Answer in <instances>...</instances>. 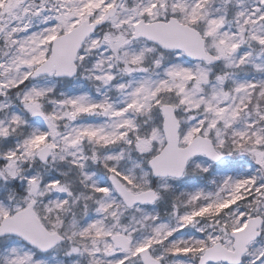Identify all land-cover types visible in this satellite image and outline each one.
Instances as JSON below:
<instances>
[{
	"label": "snow or ice",
	"instance_id": "obj_1",
	"mask_svg": "<svg viewBox=\"0 0 264 264\" xmlns=\"http://www.w3.org/2000/svg\"><path fill=\"white\" fill-rule=\"evenodd\" d=\"M0 264H264V0H0Z\"/></svg>",
	"mask_w": 264,
	"mask_h": 264
}]
</instances>
